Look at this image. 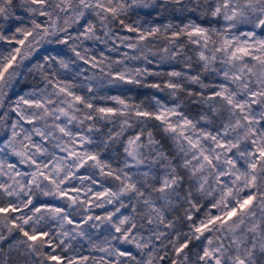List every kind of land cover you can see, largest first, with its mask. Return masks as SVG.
Instances as JSON below:
<instances>
[{
	"label": "snow or ice",
	"instance_id": "1",
	"mask_svg": "<svg viewBox=\"0 0 264 264\" xmlns=\"http://www.w3.org/2000/svg\"><path fill=\"white\" fill-rule=\"evenodd\" d=\"M0 45V264H264V0H0ZM105 80L174 101L98 96Z\"/></svg>",
	"mask_w": 264,
	"mask_h": 264
},
{
	"label": "rangeland",
	"instance_id": "2",
	"mask_svg": "<svg viewBox=\"0 0 264 264\" xmlns=\"http://www.w3.org/2000/svg\"><path fill=\"white\" fill-rule=\"evenodd\" d=\"M197 21L207 25V21H201L198 19H197ZM86 42L93 44V46L91 48H93L97 51V55H99L100 51H104L105 54L110 55L113 59L117 58L119 55L118 53H110L108 51V49L103 44L94 43L93 41H86ZM156 43L159 45V44H163L164 41L161 39V40L156 41ZM0 47H3V46L0 45ZM189 47L191 48V46H189ZM122 51H127V49H122ZM187 55L192 56V62L195 63V59H196L195 53L189 50L187 52ZM127 63L129 64V66H143V62H141V61H128ZM84 67H87V66H84ZM149 67L153 68L156 71H165V72L171 71L173 69L183 70V62H182V58H177V60L167 61V62L160 64L159 66H157L156 64H153V65H150ZM92 71H94V70H90V71L85 72V75H89V76L92 75ZM162 78L165 80L168 79V77H166V76H164V77H152V76H150L147 78L146 82H162L163 81ZM82 79H83V77H80L78 83H80V81ZM85 83H87V82H85ZM94 85H95V82H94ZM130 85L133 86V84H130ZM187 86L194 89V90L198 88L197 85L189 84ZM151 90H152V92H151L150 97L141 98L140 100L136 101V100H133V94L131 93V90L129 89L127 83H124L122 81H115L113 83H108L107 80H105V81H103L102 86L97 88V93H98V96H121L122 98H125L126 100H128L131 103H137V104L143 103L145 106H150V102H151L152 97L159 98L162 102L167 103L169 105H171L173 103L174 98L169 95V90H164V91H158L156 89H151ZM77 91L78 92H86V88L77 89ZM179 99L181 101H185L186 100L185 94L181 93L179 96ZM95 103H97L100 106H116L115 102L111 101V100L97 99L95 101ZM185 110L188 114H190L193 117H196L198 115V112H199L198 109H194V107H191V104H186ZM152 123H155V122H150L149 126H151ZM100 126L102 129V132L105 134L107 133L108 128L112 127V125H110V124H108L107 126H104L103 122L101 123ZM153 131H154V134L157 136V138L162 137L163 134L158 129H153ZM101 138H105V137H101ZM165 143H167V142L165 141ZM116 148L118 151H120L122 153V149L119 148V146H116ZM110 154H111V148L107 152L104 153V158H106V159L109 158ZM10 159L14 160L15 158H10ZM83 171L84 170L82 169L81 172H83ZM105 186H111V181H107L105 183ZM96 188H97V190H100L99 186H96ZM41 199L50 200L51 198L41 197ZM106 208H107V210L110 211V210H112L113 206L107 205ZM104 211H105V209H93L94 214H101L102 215L104 213ZM77 218L79 219V217H77ZM83 227L85 229H87L90 234H92L93 241L95 242V241H98V240L103 238V235L105 234V231L109 226L102 225L98 229H92L89 227V225H83ZM73 244L76 248L79 249V252L75 253V254L99 255V253L89 251V245H88L87 240H81L79 244H77L74 241Z\"/></svg>",
	"mask_w": 264,
	"mask_h": 264
},
{
	"label": "trees",
	"instance_id": "3",
	"mask_svg": "<svg viewBox=\"0 0 264 264\" xmlns=\"http://www.w3.org/2000/svg\"><path fill=\"white\" fill-rule=\"evenodd\" d=\"M146 12H151V15H145ZM138 17H136L134 14L131 16V19L129 22L133 21V20H136ZM192 19H198L197 15L196 14H192L191 16ZM139 19L141 20H151L153 24H160V25H163V24H166V23H169V22H172V23H178L179 20L181 19V15L179 13H172V12H165V13H162L161 15L157 16L156 13L152 10H141L140 11V17ZM86 43V46L88 47H92L93 44L92 43H89V42H85ZM46 47L49 49V50H52V49H57V50H62V51H66V49L63 48V46H57L55 44L53 45H46ZM95 51V54L97 55V51L94 49ZM69 56H71V53H69ZM82 67H84V65H81ZM74 75V73H72ZM80 77H77L76 79V83H78ZM162 80H165L162 78ZM128 87L129 89L131 90V93L133 94V100H140L141 98H146V97H150L151 96V92H152V88H145V87H142V86H136V85H130L128 84ZM191 107H194V109H199L198 106H195V105H191Z\"/></svg>",
	"mask_w": 264,
	"mask_h": 264
}]
</instances>
